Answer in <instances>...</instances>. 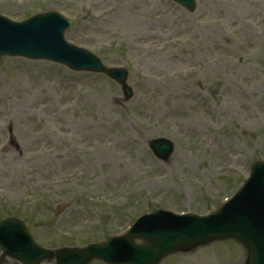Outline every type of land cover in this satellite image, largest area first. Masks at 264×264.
<instances>
[{
  "label": "rangeland",
  "instance_id": "obj_1",
  "mask_svg": "<svg viewBox=\"0 0 264 264\" xmlns=\"http://www.w3.org/2000/svg\"><path fill=\"white\" fill-rule=\"evenodd\" d=\"M195 1L0 0L13 21L71 20L67 41L126 67L133 89L126 100L104 73L2 57L0 218L45 248H83L143 213L204 214L238 190L264 159V0ZM157 138L174 143L166 161ZM202 250L211 258L188 260ZM0 264L21 263L0 250ZM159 264H247V251L216 241Z\"/></svg>",
  "mask_w": 264,
  "mask_h": 264
},
{
  "label": "water",
  "instance_id": "obj_2",
  "mask_svg": "<svg viewBox=\"0 0 264 264\" xmlns=\"http://www.w3.org/2000/svg\"><path fill=\"white\" fill-rule=\"evenodd\" d=\"M176 1L190 11L196 7L195 0ZM0 22L5 25L0 30V57L50 59L73 70L106 72L122 85L126 99L133 95L125 70L106 69L97 58L65 41L64 32L71 22L56 12L23 24L10 23L2 17ZM151 147L162 160H167L173 151L172 142L165 138L151 141ZM229 238L246 247L248 264H264V163H253L252 176L239 194L209 217H178L157 211L139 219L127 236L83 249L46 250L33 241L22 222L8 219L0 223V248L25 264L53 258L57 264H88L96 258L109 264H158L169 254ZM135 239L144 242L137 244Z\"/></svg>",
  "mask_w": 264,
  "mask_h": 264
},
{
  "label": "bare ground",
  "instance_id": "obj_3",
  "mask_svg": "<svg viewBox=\"0 0 264 264\" xmlns=\"http://www.w3.org/2000/svg\"><path fill=\"white\" fill-rule=\"evenodd\" d=\"M202 254V256L204 255V259H210L211 257L207 255V250H202V251H199L195 254V256H193L192 258H189L188 260L195 263L197 261V256H200Z\"/></svg>",
  "mask_w": 264,
  "mask_h": 264
}]
</instances>
